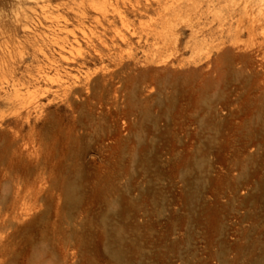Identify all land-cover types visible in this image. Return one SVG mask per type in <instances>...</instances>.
Segmentation results:
<instances>
[{"label":"rangeland","instance_id":"1","mask_svg":"<svg viewBox=\"0 0 264 264\" xmlns=\"http://www.w3.org/2000/svg\"><path fill=\"white\" fill-rule=\"evenodd\" d=\"M262 9L0 0V264H264Z\"/></svg>","mask_w":264,"mask_h":264},{"label":"bare ground","instance_id":"2","mask_svg":"<svg viewBox=\"0 0 264 264\" xmlns=\"http://www.w3.org/2000/svg\"><path fill=\"white\" fill-rule=\"evenodd\" d=\"M260 15H261V17H263L264 18V10L262 9L260 12ZM253 22H256V21H253ZM227 51V50H226ZM235 51V50H234ZM220 52V51H219ZM228 52V51H227Z\"/></svg>","mask_w":264,"mask_h":264}]
</instances>
